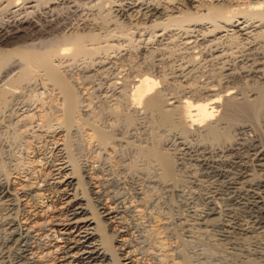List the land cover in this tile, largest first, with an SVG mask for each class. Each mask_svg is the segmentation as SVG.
Listing matches in <instances>:
<instances>
[{"label":"bare ground","instance_id":"6f19581e","mask_svg":"<svg viewBox=\"0 0 264 264\" xmlns=\"http://www.w3.org/2000/svg\"><path fill=\"white\" fill-rule=\"evenodd\" d=\"M58 2L0 0V264H264V0H101L34 44Z\"/></svg>","mask_w":264,"mask_h":264},{"label":"rangeland","instance_id":"374dc122","mask_svg":"<svg viewBox=\"0 0 264 264\" xmlns=\"http://www.w3.org/2000/svg\"><path fill=\"white\" fill-rule=\"evenodd\" d=\"M60 2H58L57 4V6H56V8H55V11L59 14V16L62 18L61 19V21L59 22V23H57V25L56 26H54L53 28H51L50 29V31L48 30V32H46L45 34H43L42 36H38V37H36L34 40H32V41H34L33 43L34 44H36V45H39V44H41V42L43 41V40H47V39H50L51 37H53L54 35H56L57 34V32H58V28L62 25V23L64 22V21H66V20H69V19H71V18H76V20H77V22H79L80 21V19L79 18H81V17H83V15H85L86 14V16H87V14L88 13H90V15L92 16H90V15H88V20H90L89 22H92V21H94V22H100V17H103L104 19H105V21L106 22H109V20H111L113 17V14H112V12L109 10H107L106 8H108L107 7V5H105L106 3H103V2H100L101 0H99V1H96L95 2V0H59ZM75 1V2H74ZM93 3V4H92ZM95 4V5H94ZM100 4V5H99ZM70 5H72V6H74V7H71ZM104 5L106 6V7H104ZM102 6V7H101ZM77 7V8H76ZM98 7H99V9H98ZM78 9V10H77ZM87 9V10H86ZM97 9V10H96ZM80 13L82 16L81 17H79L76 13ZM94 12V13H93ZM94 14V15H93ZM77 15V16H76ZM76 16V17H75ZM0 22H2V19L4 20V12L2 13V11H0ZM90 18H92V19H90ZM79 19V20H78ZM75 20V19H74ZM75 20V21H76ZM93 23V22H92ZM57 27V28H56ZM153 52V50H151V52H148L147 54H146V56L144 55L142 58H138V57H135L134 55H132L131 57H130V59H133L132 61H131V63L129 64V62L127 61L126 63L124 62L123 64H122V67H121V65H120V69H121V72L124 74H126L127 72H129L130 71V69L132 68V66L134 67V65H136V64H138L139 62H141L142 64H144L145 63V65H147V67H149V68H153V66H154V63H155V56H154V52ZM145 58V59H144ZM178 58V59H177ZM154 59V60H153ZM180 59V60H179ZM183 59V60H182ZM165 60V59H164ZM175 60V61H174ZM168 59V62H170V63H167V62H165L164 63V61H162L161 63H159V66L160 67H162L163 69H164V71L166 70V72H171L172 70H173V68L175 67V64L176 63H178V60H179V62H181V61H184L185 60V57L184 56H182L181 58H180V56L179 57H176L175 59ZM142 61H145V62H142ZM166 61V60H165ZM213 60H210V62H208V60H207V62L205 61V62H203V61H201V62H199V67H197V70H193V76L191 75L190 76V80H191V82H190V84H194V83H196V84H201V83H206V81H208V77H207V75H208V71L211 69H213V68H215L216 70H218L217 69V65H215V64H217L216 62H218V61H213ZM154 62V63H153ZM141 63L139 64V65H141ZM131 64H132V66H131ZM170 64V65H169ZM157 65H158V63H157ZM169 65V66H168ZM213 66V67H212ZM215 66V67H214ZM220 66V64H219V62H218V67ZM236 69V71L238 70V68H235ZM202 71V72H201ZM214 72H215V70H214ZM216 74V73H215ZM195 75V76H194ZM192 77L194 78V80L196 81H194V83H193V79H192ZM94 82H97V81H95L94 80ZM195 85V84H194ZM91 95H93V93L91 94ZM90 97V96H89ZM92 100H94V98H92V97H90Z\"/></svg>","mask_w":264,"mask_h":264}]
</instances>
